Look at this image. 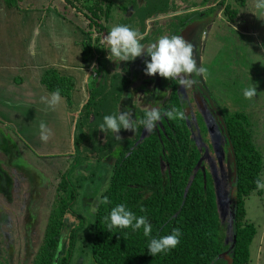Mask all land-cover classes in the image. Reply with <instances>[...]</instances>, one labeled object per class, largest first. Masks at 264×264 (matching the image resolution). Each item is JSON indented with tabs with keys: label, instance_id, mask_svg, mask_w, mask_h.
<instances>
[{
	"label": "trees",
	"instance_id": "trees-1",
	"mask_svg": "<svg viewBox=\"0 0 264 264\" xmlns=\"http://www.w3.org/2000/svg\"><path fill=\"white\" fill-rule=\"evenodd\" d=\"M3 1L8 8L17 7L19 2ZM63 1L83 13L90 20L88 27L92 29L95 26L99 33L105 29V20L109 19L115 6L114 0ZM226 1L221 2V6H225L224 14L234 20L238 12L231 4L225 5ZM146 2L156 3L150 7L165 11L170 0ZM140 3L141 0H121L118 8L125 13L132 9L133 14L129 18H120L118 24L135 29L133 18L138 16L143 22L142 29L138 30L142 34L145 30L144 21L152 10L150 7H140ZM142 11L145 13H140ZM61 13L65 16L66 12ZM141 43H145L144 38ZM82 45L83 60L89 62L95 49L94 39L88 37ZM105 54L106 51L101 50L96 61L97 75L103 73L102 81L95 84L90 98L77 117L73 139L75 151L85 144L87 132L91 128L90 123V128L83 125V119L92 116L96 118L102 112L114 114L119 111L118 100L123 87L117 81L115 71L101 61ZM41 81L52 92L59 89L60 95L66 97L72 106L71 95L75 86L73 78L63 76L51 68L44 73ZM178 100L177 96H170L168 109L172 103L181 108ZM144 113H141L140 120ZM223 117L235 152L237 169L235 216L232 217L233 245H226L221 235L222 225L212 169L204 158L207 155L205 144L201 145L195 136V120L187 115L183 120L162 118L147 134H144L139 120L135 138L116 139L111 132H107L106 135L112 139L105 145L99 144L102 154L104 152L102 159L118 144L119 149L115 155L111 182L101 193L95 211L90 238V253L95 264H246L249 261L250 245L257 228L247 218L246 199L258 190L255 181L261 179L263 156L254 142L250 120L245 111ZM199 122L202 126L203 121L200 119ZM202 129L206 130L204 125ZM78 131L81 133L78 134ZM222 138L227 150L226 139L223 135ZM67 172L62 174L57 185L44 240L32 264H54L59 252L58 264H71L82 223H78L74 209L80 193L68 178ZM104 197L108 198V203L102 202ZM116 204H124L135 215L145 216L152 227L151 237L158 238L178 228L181 232L180 242L167 253L152 257L146 250L149 238L143 235L142 228L136 232L131 229L108 232L105 217Z\"/></svg>",
	"mask_w": 264,
	"mask_h": 264
},
{
	"label": "rangeland",
	"instance_id": "rangeland-1",
	"mask_svg": "<svg viewBox=\"0 0 264 264\" xmlns=\"http://www.w3.org/2000/svg\"><path fill=\"white\" fill-rule=\"evenodd\" d=\"M163 1L164 0H160V2ZM227 1L235 4V6L239 8L238 3H235L234 0ZM43 2L44 0L34 1L35 5H40ZM114 2L115 6L112 14L109 19L105 20V29L101 31V33L98 32L95 26H93L92 29L88 27L87 30L89 32L88 37H92L95 43V49L93 52L94 56H92L91 59V61L95 64L92 89L95 87V84L98 83V81H102V79H100L101 75H95V71L97 70L95 59L99 57V52L101 50H105L102 48L105 47L104 39L107 35V32L111 27L119 23L120 18H125V16L129 18L133 14L132 9H129V11L125 13L118 8L117 5L120 4L121 0H114ZM170 2L172 6L170 5L169 12L166 14L167 17L164 16L162 17L163 19L169 20L170 18H172L170 16H173L179 12H183L185 14L187 12L188 14H204V12H208V17L212 18V0H170ZM246 2L248 3L249 0H246ZM141 3L145 4L147 2L146 0H141ZM222 7L225 6L223 5ZM64 8L66 7L60 1V11L66 12ZM72 10L74 14L80 13L81 16H85L83 13L76 11L74 8H72ZM247 10H251L250 5H248ZM140 13L144 14L145 12L142 11ZM32 15L33 14H30V17L25 16L24 19L32 20ZM135 15L137 14L135 13ZM226 17L222 14L217 17L216 35H218L219 30H221V32L225 34L224 28L228 25L229 22ZM139 18L140 17L138 16H135L133 18V21H135L134 26L136 31L141 28V24L138 20ZM85 19L89 26L90 20L87 17H85ZM46 31L48 34L47 37L50 39L51 43H54L56 48L62 46L64 42L66 43L68 41V33L57 28L55 24H53L50 29L49 27H46ZM205 33H202L203 36L201 39H199V43L194 49L200 67L205 69V71L199 75L203 80L205 86L210 90L215 105L219 108V111L223 115L228 116L240 111L248 112L250 120L254 122L253 128L251 127L254 142L263 156V171L261 173V180L264 181V128L262 126H259L261 125L259 123L261 121H264V107L257 106V104L264 103V58L255 57V50L253 49L254 44L252 41L253 39H250L247 42L248 45L246 46V48H244L243 45H239L238 52L241 53L239 55L235 53L236 51L234 52L231 49L233 48L231 47L233 44L230 38L227 37L228 34L225 35V39L216 38L214 39V41L209 40L210 34H208L207 39L204 42L203 37L205 36ZM190 36L191 35H188L184 39L190 42ZM96 38H98L97 41ZM42 44L44 46L47 45L46 43ZM247 56H250L251 59ZM135 59L137 60H133V62L130 61V67L135 66L134 69L136 70V72H138V76L132 84V89H135V96L132 102L133 105L135 103L139 110L148 109V104H141L142 99L140 98V95H144V89L139 88L144 83H146L148 79H152V85L154 86V80L157 78V75L148 76L144 74L143 68L144 60L147 59L146 57L138 56ZM110 62L114 63L116 61L113 60ZM121 63H123V61H121ZM134 69L132 67V70ZM185 78L189 80L188 76ZM249 78L253 79L249 81ZM249 84L256 85L257 92L251 100H246L243 96V90ZM186 89L187 94H189V96L191 97L192 102L191 112L189 113V115H192L195 118L201 117L205 121L208 129L211 126V128L205 135L204 132H202L198 127L195 136L198 138V142L200 140L199 143L201 145L205 144V147L207 148V155L204 158H206L207 163L212 169V177L214 180V187L218 202V211L220 222L222 225L221 235L222 237H224V243L226 245H233L234 224L231 211L229 210V155L227 150H225V144L222 138L223 133L221 132L217 121L212 116L209 108L199 98L198 93L192 90V84L186 85ZM127 108L129 107L126 106L125 109L127 110ZM126 110H124V112ZM132 112H135V109H133ZM109 114H111V112H109ZM104 115H108V113L102 112L98 116H96V118H92V116L89 119H83V125L87 128L89 127L90 123L91 128L89 127L90 130H88L87 132L88 137H86L87 141H84L85 144H83L79 148L77 147V150L74 151L71 159L72 163L68 169L65 168L67 166L66 162L61 165L58 164L55 167L54 172H51V175L42 172V170L39 171V167L30 159L31 156L27 155L26 151L25 153H23V150L20 151V149L16 148V150H14L15 155H11L9 163H5V165L7 167H12L13 165V167L15 168L19 166L20 169L17 168L19 170L17 180H9L8 178L10 177V175L12 176L16 174V171H14L13 173L12 171H7L6 169V172L0 170V197L5 196L7 198L8 196L10 198L11 196L8 193H5L6 189L4 190V185L7 188H11L13 184H18L19 187H21V185L25 183V188L28 190L26 192V196L30 197L29 193L37 192L38 199L36 200V203L34 205V210L36 209V214L38 215L37 222L40 221L41 223V225L35 228L37 234H34V236L32 237L30 235H27L29 229H25V227L22 228L20 226H15L16 220L14 219V217L10 213H5V217L3 221L1 220L0 223V256H3V259L0 258V260L3 263L32 264L38 252V249L41 247L44 240V236L42 235L44 231L43 226L44 224H47L49 222V220H45L47 216L46 214H51L54 205L55 199L52 201L54 197V195L52 194V186H55L57 189V185L61 179L62 174L68 170V178L74 185L77 186L80 193L79 200L74 209L77 214L76 217H78V223H82L81 228L78 230V239L74 248V254L71 264H95L90 253V238L93 231L95 211L97 208V203L100 200L101 193H103L108 188L111 182L115 161V154L112 153L107 157L105 156L103 159L101 158L104 152L102 154L101 149L99 148L101 146H99V144L105 145L109 140L112 139L109 138L110 136L106 135L107 132L103 133L98 129L99 125L102 123ZM139 117V112H136L135 118L132 116L135 122ZM92 119L94 120L91 122ZM80 133L81 132L78 131V134ZM132 135V131L121 129L119 131L120 137L117 138L125 139L131 137ZM6 142V140L2 141V147L7 146ZM45 143L46 145H48L47 148H49L51 143H49L48 140ZM5 147V151L9 152L10 149ZM51 176H53V179H50ZM27 182L38 183L36 186L30 185L29 187H27ZM93 209L95 210L94 214L90 215L89 213ZM246 209L248 220L250 222H253L257 228L256 236L254 237L250 245V259L246 264H255V260L257 257V242L264 229V189L256 190L250 195V197L246 199ZM25 225L26 224H23V226ZM18 231H22V233L26 232V234L20 233L16 235L15 232ZM18 236H21L20 240H24L25 244L26 242H28V240L30 241V243H27V245L32 247L31 250L26 248L24 244L22 248L21 246L19 247L18 252L6 251L4 248V244L7 243L6 241L8 240L9 242H11ZM23 247L25 248L24 250Z\"/></svg>",
	"mask_w": 264,
	"mask_h": 264
},
{
	"label": "crops",
	"instance_id": "crops-1",
	"mask_svg": "<svg viewBox=\"0 0 264 264\" xmlns=\"http://www.w3.org/2000/svg\"><path fill=\"white\" fill-rule=\"evenodd\" d=\"M34 1L36 0H19L17 7L8 8L4 1L0 0V170L6 169L13 173L16 171V174L8 177L9 180H17L19 175L17 169L19 166L15 168L13 165L12 167L5 165L9 163L10 156L15 155L16 148L23 150V153L26 151L39 167V171L42 170L49 175L58 164L67 162L65 168H69L75 151L73 139L77 117L90 97L94 81V70L91 66L95 64L91 60L84 62L82 55V44L89 35L85 16L77 12L74 14L72 7L67 6L63 0H54L53 4H50L51 0H44L40 5H35ZM60 1L66 7L65 16L59 9ZM254 3L255 0H249L247 7L250 5L251 10L246 9L248 20L240 24L223 14L229 21L224 28L225 34L219 30L216 35L217 19L211 21L209 40L225 39V35L228 34L227 37L233 44L231 49L240 55L239 45L246 48L247 42L253 39L255 57L264 58V20L257 19L251 13L254 10ZM30 14H33L32 20L24 19L25 16L30 17ZM53 24L69 35L68 41L58 48L47 37L46 27L50 29ZM42 43L47 45L44 46ZM247 57L251 59L250 56ZM51 68L63 76L73 78L75 86L71 95L72 106L69 105L68 99L61 95L57 104L49 106L48 100L53 92L41 79ZM252 79L249 78V81ZM257 106L264 107V103ZM41 123L51 131L48 139L51 143L49 148L40 140ZM4 139L8 142L4 147L9 148V152L2 147ZM50 179H53V176ZM37 183L27 182V187L36 186ZM52 187L53 201L56 187ZM27 191L25 183L21 187L18 184H13L11 188L6 187L5 193L11 196L0 197V223L5 213H10L16 220L15 226L29 229L27 235L33 237L37 234L35 228L41 225L40 221L37 222L38 215L36 209L34 210L38 197L37 192L29 193L30 197L26 196ZM46 215L45 220H49L50 213ZM47 224L43 226V236ZM20 233L26 234L22 231L15 232L16 235ZM20 237L14 238L11 242L7 240L4 244L5 250L18 252L19 247L22 248L25 244ZM27 243L30 241L26 242L25 247L31 250L32 247ZM255 264H264V229L257 242Z\"/></svg>",
	"mask_w": 264,
	"mask_h": 264
},
{
	"label": "clouds",
	"instance_id": "clouds-1",
	"mask_svg": "<svg viewBox=\"0 0 264 264\" xmlns=\"http://www.w3.org/2000/svg\"><path fill=\"white\" fill-rule=\"evenodd\" d=\"M257 19L264 20V0H255L254 10L251 11ZM142 36L134 28L128 25L117 24L110 28L104 39L107 59L116 62H128L138 56L146 57L144 60L143 72L145 75H159L169 80H179L180 86H186L194 83L193 80L185 79L189 74H202L205 69L198 67L193 56V45L186 41L180 35H164L159 37L154 43H141ZM32 52L31 46L29 48ZM95 70V66H91ZM257 92L256 85L249 84L243 90V96L246 100H251ZM163 95V93H160ZM60 100V91L57 89L51 93L48 100L49 106H54ZM162 118L168 120H183L185 113L176 107L161 112L157 108H150L144 113V117L139 121L143 125L146 133H150L155 124ZM137 127L132 118V111L128 109L125 112L118 111L114 114L104 115L99 130L103 133L111 132L114 136H119L121 129L134 132ZM40 140L46 142L51 135L50 129L44 123L40 126ZM256 188L264 189V181L257 179ZM103 203H108V198L104 197ZM94 209L89 213L94 214ZM143 211V209H141ZM107 231L115 233L114 229H131L136 232L143 229V235L148 237L146 250L152 257L157 254L167 253L174 249L180 242L181 232L178 228H173L167 235L151 237V224L145 216H137L124 204H116L110 208L105 217Z\"/></svg>",
	"mask_w": 264,
	"mask_h": 264
},
{
	"label": "flooded vegetation",
	"instance_id": "flooded-vegetation-1",
	"mask_svg": "<svg viewBox=\"0 0 264 264\" xmlns=\"http://www.w3.org/2000/svg\"><path fill=\"white\" fill-rule=\"evenodd\" d=\"M153 1H156V0H153ZM221 2H222V0H212V18L208 17V15H207L208 12H204V14L203 13L188 14V12L185 14L183 12H179L173 16H170L172 18H170L169 20L163 19L162 17H164V16L167 17L166 14L169 12L170 5L172 6L171 2L169 3V6L167 7L168 9H166L165 11L153 9L150 7L151 5L152 6L157 5L156 3L150 4L148 2L145 4H142V3L139 4L140 7H143V8L150 7V10H152L151 15L147 19H145V21H144L145 22V30L141 34L142 38L145 39L144 44H147L149 42L154 43L159 37L164 36V35H180L183 38H185L188 35H191L189 40H190V43L192 42V45H193V56H194V59L196 61L197 66L200 67L194 49L198 45L199 39L202 38L203 32L204 33L206 32L205 36L203 37L204 42L207 39V35L209 34V32H211V24H212L211 21L212 22L215 21L219 15H221V14L223 15L225 13V8L221 6ZM234 2L238 3L239 8H237V6H235V4H232L229 1H226L225 5L231 4L233 6V8H236L238 15L233 21H238L240 24V22H243L244 20L246 21L248 18L247 17L248 13L246 11L248 3L246 2V0H244V2L241 0H234ZM138 20H139L140 24L143 23L140 18ZM162 20H164L165 22ZM148 23H150V24H148ZM141 28L139 30H141ZM237 46H238V44H237ZM137 59H134V60H137ZM102 60H103V62H105L107 64L108 67H110V69L115 71V74L118 75L117 81H119L123 87L122 91L121 92L119 91L120 92V94H119L120 100H118L119 111L123 113L124 110H126L125 109L126 106H128L129 108H127V110L132 109V108L135 109V112H132V116L134 118L136 116V112L140 113V117L136 121L137 127H136L135 131L133 132V135L131 137H128V138H135L137 136V130L139 127L138 121L141 118V113L148 111L151 106L157 108L161 112L168 110L167 104L169 103L170 96H177V98H179L178 102H179L181 108H178V107H176V108L178 110L183 111L185 113V115L189 116L191 119H193V120L196 119L195 125H196L197 129L199 127V129H201V131L204 132V135L211 128V126L209 127V129L207 128L205 121L201 117L195 118L192 115H189V113L191 112V106H192L191 97L189 96V94H187L186 86H180L179 80H169V79H166L164 77L157 75V78L154 80V86H153L152 85V83H153L152 79H148L146 81V83L143 84L144 87L142 85L139 88V89H144V92H143L144 95L143 96L140 95V98L143 100V101L141 100V104H148V109H140L139 110L138 107L135 105V103L133 105V102H132L134 100V96H135V91H134L135 89H132V84L134 83V80L138 76V72H136V70L134 69L135 66H132L133 69L135 70L134 71V70H132V67H130L131 66L130 61L123 62V63H121V62L112 63V62H110V60L107 59V54L104 55V57L101 59V61ZM95 61H97V59H95ZM132 62H133V60H132ZM102 74H101L100 79H102V77H103ZM199 74L200 73H196L195 75L196 76L198 75L203 89L206 90L212 98V94L210 93V90L205 86V84H204V82L201 79ZM195 75L189 74V76H188L189 80L195 81L194 83H191L192 84V90H194V92L198 93L199 98L209 108L210 112L212 113V116L217 121L219 128H220V130L224 136L222 125H221L219 119L217 118L215 111L213 110L212 106L209 104L208 100L206 99L202 90L200 89V86H198L197 80H196L197 78ZM98 83H96V84H98ZM160 93H163V95H161ZM213 103H214V106L216 108H218L215 105L214 101H213ZM173 106L175 107L176 105L172 103L171 107H173ZM153 107H151V108H153ZM166 107H167V109H166ZM133 109L131 111H133ZM218 110H219V108H218ZM245 112L248 115V112L247 111H245ZM221 115L224 116L222 113H221ZM200 119L203 121L202 123L205 126L206 130L202 129L203 125L201 126V124H200L201 122H199ZM249 120H250V118H249ZM161 121L162 120H160L156 124L160 123ZM253 123L254 122L252 120H250V124H251L252 128H253ZM259 124H261L259 126H262L264 128V121H261ZM144 134H147V133L144 131ZM111 135L113 138L120 139V138H117L116 136H114L113 134H111ZM125 139H127V138H125ZM114 148L115 149H113L112 152H110L109 154L112 153V154L116 155V153L119 149V144ZM3 187L5 190L6 189L5 185ZM0 229H1V227H0ZM0 258L3 259V256H0ZM0 264H5V263H3L0 260Z\"/></svg>",
	"mask_w": 264,
	"mask_h": 264
},
{
	"label": "water",
	"instance_id": "water-1",
	"mask_svg": "<svg viewBox=\"0 0 264 264\" xmlns=\"http://www.w3.org/2000/svg\"><path fill=\"white\" fill-rule=\"evenodd\" d=\"M196 78H197L196 80H197L198 86H200V89L202 90L204 96L206 97L209 104L212 106L213 110L215 111V114L217 118L219 119L222 125V128H223L224 136L226 139L227 151L229 155L228 173H229V182H230V209H231L232 217H234L235 216V197H236V191H237V188H236L237 169H236L235 152H234L231 140L229 138L226 123L224 121L223 116L221 115L218 108L214 106L213 99L211 98L210 94L206 90L203 89L198 75L196 76ZM59 257H60V252L57 254L54 264H58Z\"/></svg>",
	"mask_w": 264,
	"mask_h": 264
},
{
	"label": "built area",
	"instance_id": "built-area-1",
	"mask_svg": "<svg viewBox=\"0 0 264 264\" xmlns=\"http://www.w3.org/2000/svg\"><path fill=\"white\" fill-rule=\"evenodd\" d=\"M95 75H97V72L95 73Z\"/></svg>",
	"mask_w": 264,
	"mask_h": 264
}]
</instances>
